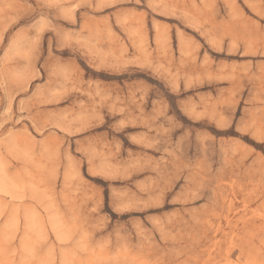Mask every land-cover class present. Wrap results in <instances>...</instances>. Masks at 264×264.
<instances>
[{
    "label": "rangeland",
    "instance_id": "1",
    "mask_svg": "<svg viewBox=\"0 0 264 264\" xmlns=\"http://www.w3.org/2000/svg\"><path fill=\"white\" fill-rule=\"evenodd\" d=\"M0 264H264V0H0Z\"/></svg>",
    "mask_w": 264,
    "mask_h": 264
}]
</instances>
